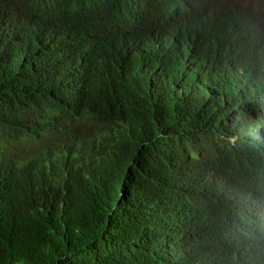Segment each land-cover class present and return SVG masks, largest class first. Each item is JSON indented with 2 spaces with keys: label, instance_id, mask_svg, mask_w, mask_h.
<instances>
[{
  "label": "trees",
  "instance_id": "obj_1",
  "mask_svg": "<svg viewBox=\"0 0 264 264\" xmlns=\"http://www.w3.org/2000/svg\"><path fill=\"white\" fill-rule=\"evenodd\" d=\"M38 1L0 0V264H243L235 233L249 213L230 217L217 187L231 172L239 188L264 190L254 3L75 0L97 19L121 9L147 19L99 22L92 45L76 51L95 112L84 135L57 141L32 131L35 146L17 148L5 137L10 125L41 122L45 84L61 90V66L72 64L51 21L63 0L44 12ZM205 7L227 8L240 32L215 27ZM180 29L193 31L185 53L170 36H145L182 41Z\"/></svg>",
  "mask_w": 264,
  "mask_h": 264
},
{
  "label": "clouds",
  "instance_id": "obj_2",
  "mask_svg": "<svg viewBox=\"0 0 264 264\" xmlns=\"http://www.w3.org/2000/svg\"><path fill=\"white\" fill-rule=\"evenodd\" d=\"M49 1L50 0H39L36 8L44 12L47 9ZM241 1L244 2L246 0ZM249 2L255 5L256 16H254L253 21H255L259 27L258 28L255 24L257 29L256 40L264 48V0H249ZM63 3L64 0L61 4L57 3V6L52 9L51 21L59 33L62 32L65 34L69 40V45L61 49V51L63 59L71 60L72 64L70 68L61 66L63 68L64 79L66 80L61 90L54 84V86L45 84L43 93L48 97L49 102H47L43 108L36 110L39 111L42 116L41 122L30 121L31 119H29L25 123L18 121L10 125V135H5V137H7L12 144L17 145V148L24 145L27 148V145L31 146V144L35 146L36 139L30 140L33 136L32 131H41L42 134L52 132L54 133L53 136L48 138L52 139L57 136V141L67 137L73 138L84 135L85 131L88 129V125L90 123L94 124L95 112L89 110V99L87 100L86 97L83 79L80 78L82 72L73 67V58L75 57L76 51L83 42H87L89 46L92 45L94 36L92 27L96 26L99 22V24H102L109 23L113 19L119 20L129 18L133 23L140 24L147 19L145 16L142 17V14L138 11L137 14H134V17H130V11H128V9H121L118 13L110 12L111 14H109L107 12V16L97 19L93 17L94 14L97 13L91 12L89 4L87 3L78 4L73 0L67 5L65 3L62 7ZM205 8L209 9L210 12L207 13L212 16L210 23L214 24L215 27L228 29V31H236L237 33L240 32L239 27L230 22L228 17L224 16V14L228 12L227 8ZM191 10H193V8ZM17 11L18 9L12 8L13 16ZM26 18L27 17L17 21L22 24ZM184 20H181L179 24H182ZM202 21L203 24H208L203 18ZM179 32L182 41L179 40L178 37H174L171 33L162 35L158 32H152L145 36H147V38L152 36V39H154L156 35H158V40L160 42L167 40L165 37L170 36L173 38L172 41L180 46V51L185 53V39L191 42L193 31L186 30L185 34H183L180 29ZM252 36L254 37V30H252ZM256 57L261 60L260 62L264 66V53L257 54ZM58 69H56V71H58ZM48 73L50 74V72ZM218 186V195L229 203L231 211L230 217L234 213H249V226L244 230V227L241 228L240 230H243L241 233H235L236 236L240 235L245 240V248L242 250V257L244 256L243 264H264L263 187L259 189V192L251 190L247 185H245V189H241L237 186L235 175L231 172L224 174V181H221V184ZM15 190L19 193H25L22 189L15 188Z\"/></svg>",
  "mask_w": 264,
  "mask_h": 264
}]
</instances>
